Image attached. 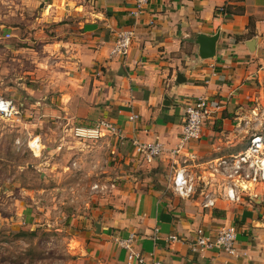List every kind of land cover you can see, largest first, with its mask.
I'll return each instance as SVG.
<instances>
[{"label": "crops", "instance_id": "0c3cea01", "mask_svg": "<svg viewBox=\"0 0 264 264\" xmlns=\"http://www.w3.org/2000/svg\"><path fill=\"white\" fill-rule=\"evenodd\" d=\"M71 1L80 2V12L76 8L69 15L79 32L68 41L61 109L78 126L109 120L125 139L117 145L105 138L96 145L117 162L115 175L106 178L114 187L96 208L70 220L68 264H127L118 240L130 234L137 236L135 247L148 264H264V185L240 203L220 200L215 209H204L200 197L173 192L168 155L150 165L131 157L135 140L175 148L186 104L203 97L221 108L191 147L205 160L247 147L249 129L242 121L264 105V0H152L137 18L131 15L136 0ZM127 30L134 32L128 55L111 57L119 33ZM217 33L216 57L201 59L198 36ZM179 74L185 79L180 85ZM132 114L137 122L129 121ZM148 168L144 177L130 172ZM231 225L238 233V256L217 248L191 251L196 230L211 235ZM170 236L181 241L170 242Z\"/></svg>", "mask_w": 264, "mask_h": 264}, {"label": "rangeland", "instance_id": "374dc122", "mask_svg": "<svg viewBox=\"0 0 264 264\" xmlns=\"http://www.w3.org/2000/svg\"><path fill=\"white\" fill-rule=\"evenodd\" d=\"M79 7L71 0H0V99L18 110L10 120L0 117V264H68L70 220L112 190L100 188L111 184L106 178L117 162L98 142L76 140L72 129L80 123L61 109L76 29L69 15ZM242 124L247 138L264 133V105ZM36 137L44 147L35 155L28 145ZM130 172L144 177L149 168ZM20 231L37 235L20 238Z\"/></svg>", "mask_w": 264, "mask_h": 264}, {"label": "built area", "instance_id": "2783aa9c", "mask_svg": "<svg viewBox=\"0 0 264 264\" xmlns=\"http://www.w3.org/2000/svg\"><path fill=\"white\" fill-rule=\"evenodd\" d=\"M152 0H136L132 17L141 16ZM154 24V22H151ZM132 30L119 33L111 50V57L127 56L133 43ZM220 103L209 98H196L186 104L185 119L179 144L168 150L159 140L153 142H133L132 158H140L147 164L168 155L171 158L172 176L170 187L175 194L184 199L195 196L201 198V207L215 209L218 201L230 204L242 202L245 196L258 186L264 185V133H253L247 147L238 154L205 160L192 144L203 138L205 124L220 110ZM18 114L17 106L12 100L0 99V117L10 120ZM139 116L132 114L130 122H137ZM246 124H249L247 122ZM73 137L81 143L99 142L105 138H114L117 145L125 139L123 131L109 120H100L92 126H75ZM43 146L40 137L29 142L30 150L36 155L33 144ZM43 150V149H42ZM40 151V153L42 152ZM75 165V164H74ZM99 185L94 188L99 189ZM114 185H105L100 189H113ZM159 230L155 231V239ZM196 239L191 244V251L200 253L214 248L229 256H238V233L234 225L225 226L215 234L208 235L203 229L196 230ZM137 236L130 234L126 239H119L118 245L127 252V264H148L145 256L135 247ZM170 242H180L178 236H170ZM152 264H160L153 262Z\"/></svg>", "mask_w": 264, "mask_h": 264}, {"label": "water", "instance_id": "95a60500", "mask_svg": "<svg viewBox=\"0 0 264 264\" xmlns=\"http://www.w3.org/2000/svg\"><path fill=\"white\" fill-rule=\"evenodd\" d=\"M220 34L217 33L214 36H208L205 34H200L196 40V43L199 45V55L201 59L206 60V59H212L216 57V47H217V42L219 40ZM254 40L250 42V44H254ZM250 44L248 46H250ZM185 81L183 75L179 74L177 76L176 83L180 85ZM170 102L166 100L164 102L165 106H169Z\"/></svg>", "mask_w": 264, "mask_h": 264}, {"label": "trees", "instance_id": "16d2710c", "mask_svg": "<svg viewBox=\"0 0 264 264\" xmlns=\"http://www.w3.org/2000/svg\"><path fill=\"white\" fill-rule=\"evenodd\" d=\"M37 235V231H31V232H24V231H20L18 232V236L17 237H20V238H23V237H35Z\"/></svg>", "mask_w": 264, "mask_h": 264}, {"label": "bare ground", "instance_id": "6f19581e", "mask_svg": "<svg viewBox=\"0 0 264 264\" xmlns=\"http://www.w3.org/2000/svg\"><path fill=\"white\" fill-rule=\"evenodd\" d=\"M33 146H34L35 150L38 151L41 147V144L36 143V144H33Z\"/></svg>", "mask_w": 264, "mask_h": 264}]
</instances>
